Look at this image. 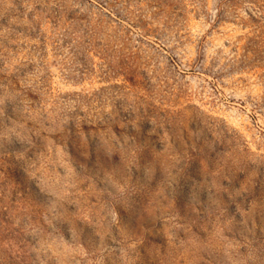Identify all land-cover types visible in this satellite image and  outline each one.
I'll return each mask as SVG.
<instances>
[{"label":"rangeland","instance_id":"1","mask_svg":"<svg viewBox=\"0 0 264 264\" xmlns=\"http://www.w3.org/2000/svg\"><path fill=\"white\" fill-rule=\"evenodd\" d=\"M0 264H264V0H0Z\"/></svg>","mask_w":264,"mask_h":264}]
</instances>
